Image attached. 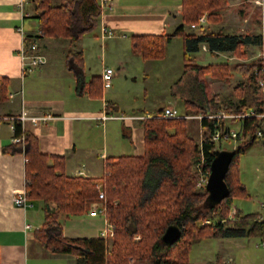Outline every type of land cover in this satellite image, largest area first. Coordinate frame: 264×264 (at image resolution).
<instances>
[{"label": "trees", "instance_id": "trees-1", "mask_svg": "<svg viewBox=\"0 0 264 264\" xmlns=\"http://www.w3.org/2000/svg\"><path fill=\"white\" fill-rule=\"evenodd\" d=\"M33 18L37 20L39 35L27 34L26 44L44 37L67 40L65 66L75 79L74 92L92 99L102 97L101 76L84 75L83 52L78 42L98 27L101 9L98 0H30ZM181 24L171 34H143L130 36L133 53L144 61L161 60L165 44L172 37H180L183 46V71L194 72L196 80L204 83V75L228 80L233 73L244 81L233 88L235 99H222L218 94L205 97L198 105L185 104L183 116L198 113L215 115L219 111L229 115H243L229 121L238 125L234 156L225 174L228 195L216 206L206 204L207 192L197 186L201 172H208L216 144L215 132H226V120L203 118L200 120L201 140L197 143L189 134L187 119L164 118L161 108L155 115L139 120L143 129V154L107 158L104 174L98 178L67 176L61 155L43 154L38 140L15 122L14 137H23L22 143L3 147L9 154L21 153L25 158V190L29 202H43L44 222L34 231V238L50 253L71 254L83 264H191L189 252L192 244L203 237H259L264 234L261 213L242 215L236 211L234 219L228 213L237 197H246L245 187L239 181V158L258 139L256 131L262 125L257 114L262 111L257 77L260 58L250 62H220L202 65L191 56L204 45L212 51L232 52L238 58L244 54L242 46L248 43L262 47L264 34L254 36L230 34L222 30L208 31L198 23L206 14V22L220 24L227 0H180ZM264 8V0H263ZM185 25H199L198 34H189ZM8 80L0 76V102L7 99ZM206 87V86H205ZM108 103L106 111L115 108ZM253 115H245L248 112ZM227 150L225 147H221ZM97 182H102L106 195V219L114 234L109 246L101 238H68L58 221L60 215L85 213L89 204L98 198ZM53 206V207H51ZM208 219L211 224L202 225ZM170 225L181 229L180 238L171 245L161 241Z\"/></svg>", "mask_w": 264, "mask_h": 264}, {"label": "crops", "instance_id": "crops-1", "mask_svg": "<svg viewBox=\"0 0 264 264\" xmlns=\"http://www.w3.org/2000/svg\"><path fill=\"white\" fill-rule=\"evenodd\" d=\"M240 1L234 0L227 26L210 23L207 27H202L214 32L222 30L230 34L257 35L251 34L252 31H242L241 24L250 20L251 14L239 10L245 4V1ZM53 2L57 3L58 0ZM106 5L99 17L98 31L94 35L86 34L78 42V47L83 52L84 75L87 81L92 76H101L106 67L115 68L117 74L124 72L127 76L131 60L138 62L139 70L146 67L149 61H143L138 56L142 60L140 61L135 56H130L135 54H129L128 51L121 53L116 49L117 46L120 43L125 44L132 35L171 34L182 23L180 0H108ZM249 6L250 10L253 9V5ZM230 7L228 3L225 10ZM32 16L33 6L30 0H0V76L8 80L7 99L0 102V116H17L21 113L26 117L49 116L47 120L37 123L26 119L21 126L25 132L37 138L41 153L63 156L67 176L98 178L104 174L107 158L141 156L144 149L143 129L139 119H98L104 104L108 103L116 106L108 109L110 114L124 117L138 115L120 112V101L113 90L121 77L113 81L112 77L109 83L103 82V94L99 99H92L86 94L77 95L74 92L75 79L65 66L67 53L46 51V48L55 49L64 43L70 48L69 42L53 37H44L37 42L38 51L44 55L46 63L22 74L19 57L22 38L17 28L21 27L26 34L37 32L38 23ZM102 24L117 36L101 38ZM189 26H184L186 33H199L189 31ZM213 27L214 30L211 29ZM178 39L180 38L172 37L166 42L165 49L168 44ZM128 45L127 42V50ZM254 46L257 45L252 42L243 45L241 52L244 55L240 58L232 52H210L204 45L201 49L214 57L232 53L238 62H250L255 58L248 56L246 50ZM193 54L195 53L191 56ZM220 62L227 61L215 63ZM190 73L195 76L194 72ZM133 74L138 75L139 71ZM230 79H235L237 84L244 81L236 73L228 80ZM107 87L110 89L109 93L104 91ZM10 94L13 96L9 97ZM232 95L233 98L223 99L234 100V90ZM192 125L196 126L194 123ZM236 126L235 130L238 129L237 124ZM13 138L8 122H0V264H83L74 255L50 253L35 240L34 231L44 222L41 200L30 202L32 205L25 208L13 203V196L25 189L23 154L3 152V147L12 144ZM58 221L64 236L68 238H97L103 223L101 217L90 216L87 211L82 214H62ZM26 224L31 228L25 229Z\"/></svg>", "mask_w": 264, "mask_h": 264}, {"label": "rangeland", "instance_id": "rangeland-1", "mask_svg": "<svg viewBox=\"0 0 264 264\" xmlns=\"http://www.w3.org/2000/svg\"><path fill=\"white\" fill-rule=\"evenodd\" d=\"M241 1H245V4L242 8H239V10L246 12V14H251L250 20L248 19V21L241 24L242 31H252L251 34L253 35L264 34L263 1L258 0L259 3H257V0ZM228 3L231 7L224 11V21L222 20L218 26L228 25L227 18L230 15L229 12L234 6V0H228ZM248 4L253 5V9L250 10ZM202 25L207 27L210 23L208 22ZM211 29L214 30V27ZM188 30L198 32L199 25H190ZM97 31L98 28L90 33L91 35H94ZM115 35L117 36L114 32L113 36L115 37ZM127 40L129 43L128 50L127 42L125 44L120 43L116 49L121 53L128 51L129 54H135L132 51L130 40ZM57 45H59V43H57ZM181 46V38L172 41V43L167 45L163 59L149 61L146 67L143 66L141 70H139L138 62L131 60L127 76H125L126 74L124 72L117 74V70L111 68L114 72L112 81L121 77V79L116 82L113 90V93L120 101V112L122 111V113L125 114L136 113L144 116L151 114L153 116L159 109L169 107L177 110L181 115L184 111L185 104L192 105V102H194L201 105L204 102L205 97L210 98L215 94H219L222 99L229 97L233 98L232 90L237 84L235 79H230L228 81L218 80L211 78L209 75H204V83H199L196 80V76L192 75L190 72L184 73L183 46ZM68 49V45H65L64 43L61 46H57L55 49L48 48L47 50L46 48V51L53 53H66ZM260 50L261 48H259V46H254L251 49H247L246 52L248 56L251 55L256 58ZM130 56H135V58L142 61L140 59L141 57L137 54ZM192 56L195 57L196 63L202 65L219 61H229L232 63L238 62L237 58L232 53L214 57L209 52L203 51L202 49L195 52ZM137 71H139V74L134 76L133 72ZM207 78L210 81L207 80ZM209 84L210 86H208ZM104 91L105 93H109L110 89L107 87ZM214 92L216 93L214 94ZM192 123L196 126H193ZM197 123L199 124V121L195 119L187 120L190 136L197 141V143H200L201 131L200 126ZM226 123L231 126L230 128L232 130L237 128L236 125L231 124L228 120H226ZM235 146L236 142L228 141L222 142L217 149L225 147L227 150H231ZM248 151L246 152L247 154L245 153L246 155L244 154L239 158V181L244 185L248 196L237 197L234 199L228 213V219H234L236 217V214L234 213L232 214V217H230L233 209L240 212L242 215L249 213H263L264 211L262 207L264 204V143L261 140H258ZM213 221L214 219H208L203 222L202 225L211 224L210 222ZM103 225L104 221L102 227ZM260 242L261 238L259 237H203L192 244L189 252V260L191 264H264V248L260 245ZM111 243L112 240L108 243L109 246Z\"/></svg>", "mask_w": 264, "mask_h": 264}, {"label": "built area", "instance_id": "built-area-1", "mask_svg": "<svg viewBox=\"0 0 264 264\" xmlns=\"http://www.w3.org/2000/svg\"><path fill=\"white\" fill-rule=\"evenodd\" d=\"M107 1L108 0H98L100 9H101V13L102 11H104L107 7ZM263 1V0H262ZM257 3L258 0H257ZM262 4V3H261ZM206 22V14H203L199 19H198V23L199 24H204ZM17 31L20 33L21 38H22V45L21 48L19 50V57H20V61H21V72L22 74H26L31 72L33 69L37 68L38 66L44 65L46 63V58L44 57V55H42L39 51H38V43L37 41L33 40L31 41L29 44H26L25 42V37H26V33L23 32L22 28L19 27L17 28ZM40 32L39 30H37V32L33 33V35H39ZM100 36L101 38H110L113 36V32L111 29H109L106 25L102 24L100 26ZM258 58H260V62H259V68H258V77H257V86H258V94H259V98L261 100L262 103V111L261 113L257 114L258 117H260L262 119V125L261 127L256 131L255 136L258 140H261L262 142H264V44H262L261 50L257 56ZM114 72L111 68L106 67L103 69L102 74H101V80L102 82L105 83H109L111 78L113 77ZM13 95L10 94L9 97H12ZM104 108L102 111V114L98 117L99 120L101 121H105L107 119H125V118H130V119H143L145 117H149L150 115H136V116H128V117H124V116H117L114 114H110L106 111V104H104ZM245 115H253L252 112H248ZM243 115H229V114H225L224 112L220 111L215 115H210V114H202V113H198L196 115H189V116H183L180 115L177 110L175 109H171L169 107H166L163 110L162 113V117L164 118H179V117H184L187 120H198L200 122V120H202L203 118H218V119H223V120H230L234 117H241ZM49 118V116H39V117H26L23 113H21L20 115L17 116H0V122L2 121H6L9 124V127L12 131H14L15 122H18L22 125V122L26 119L30 120L33 123H37L39 121H44L47 120ZM22 127V126H21ZM236 133L237 130H232L231 128L226 131V132H220L217 131L215 132V134L212 137V140L218 144L219 142H228L231 140H234L236 138ZM23 142V137H14L13 138V143H22ZM208 175H209V171L208 172H201L200 173V177H199V181L197 182V186L201 187V186H205L207 179H208ZM96 188L98 190V198L94 201H92L89 204L88 207V215L90 216H99L102 218V220L104 221V225L101 228L98 237L101 238L102 240H104L105 243H110V241L113 238V234H114V228L112 226L111 223H109L106 219V210H105V205H106V195L103 191V187H102V182H97L96 184ZM13 203L19 207L25 208L28 207L29 205L31 206L32 204H29V200L27 197V191L25 189H23L22 191L17 192L14 196H13ZM263 209H264V204L262 205ZM236 214V210L233 209L231 211V216L232 214ZM259 221L263 222L264 224V211L263 213H261V216L259 217ZM31 226L26 224L25 225V229H30ZM109 245V244H108ZM260 245L264 248V234L261 237V242Z\"/></svg>", "mask_w": 264, "mask_h": 264}, {"label": "water", "instance_id": "water-1", "mask_svg": "<svg viewBox=\"0 0 264 264\" xmlns=\"http://www.w3.org/2000/svg\"><path fill=\"white\" fill-rule=\"evenodd\" d=\"M234 153V150H213V159L210 163L209 175L204 187L207 192L206 204L210 207L218 205L228 195L229 190L224 178ZM180 236L181 229L176 225H170L162 234L161 241L166 245H171L176 242Z\"/></svg>", "mask_w": 264, "mask_h": 264}]
</instances>
